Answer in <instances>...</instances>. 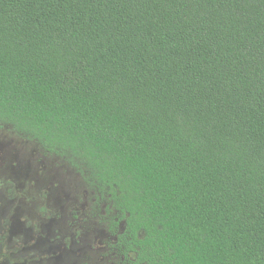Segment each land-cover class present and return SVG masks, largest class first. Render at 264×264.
Listing matches in <instances>:
<instances>
[{
  "label": "trees",
  "instance_id": "16d2710c",
  "mask_svg": "<svg viewBox=\"0 0 264 264\" xmlns=\"http://www.w3.org/2000/svg\"><path fill=\"white\" fill-rule=\"evenodd\" d=\"M0 126L129 264H264V0H0Z\"/></svg>",
  "mask_w": 264,
  "mask_h": 264
},
{
  "label": "rangeland",
  "instance_id": "374dc122",
  "mask_svg": "<svg viewBox=\"0 0 264 264\" xmlns=\"http://www.w3.org/2000/svg\"><path fill=\"white\" fill-rule=\"evenodd\" d=\"M109 213L66 162L0 126V264H129Z\"/></svg>",
  "mask_w": 264,
  "mask_h": 264
}]
</instances>
